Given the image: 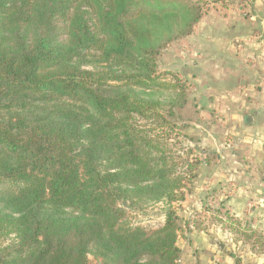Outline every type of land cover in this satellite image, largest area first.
<instances>
[{"label":"trees","instance_id":"trees-1","mask_svg":"<svg viewBox=\"0 0 264 264\" xmlns=\"http://www.w3.org/2000/svg\"><path fill=\"white\" fill-rule=\"evenodd\" d=\"M198 4L0 0V238L15 239L0 264H90V247L102 264H179L171 204L217 155L199 149L179 171L154 128L182 120L188 85L163 80L156 57L192 32ZM164 88L180 92L168 107ZM161 201L157 229L121 225L124 207Z\"/></svg>","mask_w":264,"mask_h":264},{"label":"crops","instance_id":"crops-1","mask_svg":"<svg viewBox=\"0 0 264 264\" xmlns=\"http://www.w3.org/2000/svg\"><path fill=\"white\" fill-rule=\"evenodd\" d=\"M207 1L176 54L178 73L193 91L185 107L196 122L218 124L209 128L203 146L218 158L197 165L194 195H208L241 227L246 223L243 231L264 235V0ZM195 239L179 245V264H264L259 245L210 241L201 230Z\"/></svg>","mask_w":264,"mask_h":264},{"label":"rangeland","instance_id":"rangeland-1","mask_svg":"<svg viewBox=\"0 0 264 264\" xmlns=\"http://www.w3.org/2000/svg\"><path fill=\"white\" fill-rule=\"evenodd\" d=\"M206 2L208 1L199 0L198 5L201 7L202 11ZM190 34L174 39L165 45L163 44L160 54L156 57L157 71L162 74L163 80L165 77L167 81L175 82L172 77V75H175V77L178 76L182 82L188 85L184 87L181 92L186 105L192 101L193 91L191 85L184 81L178 73V68L176 67V54L181 51L183 44H187L183 43V41H185ZM162 39L164 40V38ZM186 47L188 48V46ZM166 71L168 72V75H164ZM176 92L180 94L177 89L164 88L157 92L155 97L162 100L164 105L168 107L173 103L176 95L178 98V94H176ZM185 106L181 109V111H179V109L177 111V115L182 120L178 119L176 116L170 118L167 117V121L175 123L176 127H172L171 129L168 127L154 128L156 129V134L161 135L162 139H164L165 136L174 155L176 157H181V160L178 162L179 171L186 169L187 161H192V158L196 156L198 157V150L203 149L205 148L203 146L208 145L207 140L210 138L207 136V133L209 132V128H212L213 126L217 127L218 125L214 122H196L194 119L195 117H193L194 115L192 109ZM141 123H143V121H141ZM182 125H184V127H182ZM220 140L223 141V139ZM232 147L233 146L229 148L231 149ZM194 149L195 151H193ZM237 151L236 155L238 158L241 161H246L247 157L243 154V149H238ZM215 160H211L210 162H214ZM181 163H183V165H181ZM190 189L191 190L189 191L185 190L186 194H188L187 199L173 202L171 204L172 208L176 210L177 215L180 218L178 221L182 227L178 236V245H186V243H189L190 245L193 244V242L196 241L195 236L198 235V230H201L202 235H205V237H207L210 241L217 239L218 242L222 241L225 243L227 239H232L233 242L235 239H238L240 240L239 245H247L248 248H252V245H259V250H264V235H259L250 230L243 231L246 228V223H243L245 226L241 227V221L239 218L229 213L230 211H228L226 206H223L218 201H215V203L208 202L206 200L208 195H205V199L198 198L197 195H194L193 184ZM206 193L209 194V192ZM166 207L167 206L163 201L147 205L142 204L133 209L131 207H124L125 213L120 219L121 225L123 227L141 226L146 232H150L157 229L164 223V210ZM183 221L189 222L190 227L187 228V226L183 224ZM13 238L14 235L1 237L0 248L7 246L9 243L14 241L15 239ZM230 242L231 241H229V243ZM88 260L90 264H102L101 257L94 254L93 247H90Z\"/></svg>","mask_w":264,"mask_h":264},{"label":"built area","instance_id":"built-area-1","mask_svg":"<svg viewBox=\"0 0 264 264\" xmlns=\"http://www.w3.org/2000/svg\"><path fill=\"white\" fill-rule=\"evenodd\" d=\"M178 263H180V259H178Z\"/></svg>","mask_w":264,"mask_h":264}]
</instances>
